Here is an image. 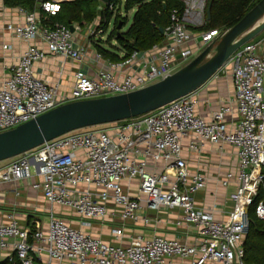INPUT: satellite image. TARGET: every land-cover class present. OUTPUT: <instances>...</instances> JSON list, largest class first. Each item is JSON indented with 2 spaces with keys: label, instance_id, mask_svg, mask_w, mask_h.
<instances>
[{
  "label": "built area",
  "instance_id": "obj_1",
  "mask_svg": "<svg viewBox=\"0 0 264 264\" xmlns=\"http://www.w3.org/2000/svg\"><path fill=\"white\" fill-rule=\"evenodd\" d=\"M63 1L71 0H43L33 12L18 8L25 15L24 22L5 25L28 48L9 67V74L0 78V132L72 101L129 93L156 83L228 31L202 30L209 0H178L183 7L173 10L162 43L134 51L121 61L108 60L95 75L78 68L72 87L62 89L39 77L35 64L49 55L80 62L87 53V45L79 43L84 31L90 37L104 36L97 22L87 29L75 24L73 30L59 22H42V13L55 16ZM36 39L44 47L32 43ZM12 48L9 43L3 45L4 50ZM228 70L235 110L224 102L206 118L198 113L191 93L140 116L68 132L0 167L2 181L31 180L37 175L33 187L51 204L72 209L83 219V226L90 225L88 219L105 220L116 214L123 221L150 224L151 217L141 215L142 211L180 209L178 225L187 222L202 228L203 236L197 242L137 235L128 245H118L52 215L46 231L22 227L15 220L0 223V248L14 239L9 261L168 264L170 258L180 257L193 258V264H248L243 243L252 205L257 218L264 221V37L244 44L213 77ZM186 138L189 151L201 152L207 143H228L236 151L238 174L228 173L222 180L223 186L232 178L237 183L231 195L233 208L225 220H217L211 210L200 208L195 201V193L207 187L208 179L200 172H190L182 154ZM112 235L122 237L123 229L114 228Z\"/></svg>",
  "mask_w": 264,
  "mask_h": 264
},
{
  "label": "crops",
  "instance_id": "obj_2",
  "mask_svg": "<svg viewBox=\"0 0 264 264\" xmlns=\"http://www.w3.org/2000/svg\"><path fill=\"white\" fill-rule=\"evenodd\" d=\"M24 19V13H21L18 8L7 7L4 0L0 1V78L9 74V67L16 63L19 56L28 48V43L13 37L6 30L5 25L7 22L22 23ZM107 38V34L103 37H90L84 31L79 43L87 45V53L82 61L65 60L61 56L49 55L35 64L34 71L49 83L60 84L62 89H70L76 69L81 68L87 73L95 75L107 66L109 59L102 56L96 47L98 41L102 40L100 43L111 49L110 44L106 42ZM5 43L12 44V50H4L3 45ZM32 43L44 47L38 39ZM112 44L115 45L116 42L114 41ZM193 97L197 102L198 113L206 118H209L212 112L224 102L232 104L235 110L234 85L229 70L219 74V77H212L201 88L193 92ZM234 117L237 115L229 116V119ZM188 143L189 139H184L182 154L188 160L190 172H200L208 179L207 187L195 193V201L200 208L211 210L217 220H225L233 208L231 195L236 191L237 183L235 178H232L228 186H223L222 180L227 177L228 173H233L234 176L238 174L239 166L236 151L228 143L222 146L207 143L201 152H193L188 150ZM12 160L0 162V167L9 164ZM38 179V176L34 175L31 180H0V223H9L15 220L22 227L31 230L39 227L46 231L53 215L64 219L72 227L82 228L85 232L106 242L124 246L128 245L131 238L137 235L145 237L159 235L169 239H178L188 244L197 242L203 236L201 227H196L187 222H183L182 225L177 224V221L182 220L180 209L142 211L141 215L151 217L150 224H145L142 220L138 222L131 219L123 221L116 214L105 220L88 219V221L86 219L90 225L83 226V219L77 216L72 209L51 204L45 199L42 191L33 187L32 183ZM110 206L114 207L113 204ZM114 228L123 229L122 237L116 238L112 235ZM13 242L14 239H10L8 247L0 248V264H20L9 261L10 255L14 254ZM168 264H193V258L174 257L169 259Z\"/></svg>",
  "mask_w": 264,
  "mask_h": 264
},
{
  "label": "water",
  "instance_id": "obj_3",
  "mask_svg": "<svg viewBox=\"0 0 264 264\" xmlns=\"http://www.w3.org/2000/svg\"><path fill=\"white\" fill-rule=\"evenodd\" d=\"M100 1L104 4L111 2ZM210 11L209 3L208 18ZM71 29L73 30L72 25ZM118 29H121V25ZM263 31L264 0H260L219 40L208 45L195 59L165 79L129 93L72 101L36 119L0 132V162L19 156L68 132L140 116L191 94L226 65L239 48L254 40Z\"/></svg>",
  "mask_w": 264,
  "mask_h": 264
},
{
  "label": "trees",
  "instance_id": "obj_4",
  "mask_svg": "<svg viewBox=\"0 0 264 264\" xmlns=\"http://www.w3.org/2000/svg\"><path fill=\"white\" fill-rule=\"evenodd\" d=\"M260 0H209L210 18L202 30H229L237 24ZM10 8H23L33 12L39 8L38 0H4ZM114 6V7H111ZM178 0H112L104 4L100 0L63 1L55 16L48 17L42 13V22L62 23L68 26L79 24L87 27L98 22L99 28L107 34L110 25L114 27L106 42L111 49L100 42L96 47L99 53L112 61H121L134 51H145L164 41L161 29H167L172 23L174 9H182ZM134 12L130 22V12ZM125 12V13H124ZM124 13V14H123ZM121 25V29L118 26ZM116 42L113 45V42ZM259 197L255 203H258ZM251 210V209H250ZM250 226L243 247L245 261L248 264H264V221L256 214H249Z\"/></svg>",
  "mask_w": 264,
  "mask_h": 264
},
{
  "label": "rangeland",
  "instance_id": "obj_5",
  "mask_svg": "<svg viewBox=\"0 0 264 264\" xmlns=\"http://www.w3.org/2000/svg\"><path fill=\"white\" fill-rule=\"evenodd\" d=\"M125 13V12H124ZM123 13V14H124ZM133 14H134V12L132 11V12H130L128 15L130 16V22L132 21V18H133ZM113 27H114V22H112L111 23V25H110V28H109V30H108V32H107V37L109 36V34L111 33V31L113 30ZM98 37V36H97ZM262 37H264V31L262 32V33H260L254 40L255 41H258L259 39H261ZM108 45V44H107ZM106 48H108L107 46H105ZM100 126H103V125H100ZM254 208H255V204L254 205H252L251 206V217H254L255 216V210H254Z\"/></svg>",
  "mask_w": 264,
  "mask_h": 264
}]
</instances>
